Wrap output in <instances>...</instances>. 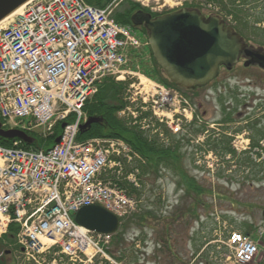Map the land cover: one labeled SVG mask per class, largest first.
Returning <instances> with one entry per match:
<instances>
[{
    "label": "built area",
    "instance_id": "1",
    "mask_svg": "<svg viewBox=\"0 0 264 264\" xmlns=\"http://www.w3.org/2000/svg\"><path fill=\"white\" fill-rule=\"evenodd\" d=\"M121 1L96 9L84 0H35L0 27L3 125L51 132L55 123H65L58 144L47 151L25 150L17 143L0 147V236L10 223L18 224L16 240L27 261L38 263L54 249L72 263H81L82 256L88 262L96 256L109 260L103 249L110 235L89 232L74 222L73 215L92 204L117 217L134 210L135 201L124 190L99 178L113 167L121 174V160L132 158L127 146L117 139L76 141L85 121V102L106 77L132 78L128 59L145 46L138 31L112 18ZM174 1L163 0L162 6L182 2ZM147 80L138 77L130 84L129 106L120 113L132 115L131 106H139L160 123L165 119L176 132L182 97ZM128 179L134 180L131 175ZM229 243L238 263L249 262L256 253L249 237L232 235Z\"/></svg>",
    "mask_w": 264,
    "mask_h": 264
},
{
    "label": "rangeland",
    "instance_id": "2",
    "mask_svg": "<svg viewBox=\"0 0 264 264\" xmlns=\"http://www.w3.org/2000/svg\"><path fill=\"white\" fill-rule=\"evenodd\" d=\"M142 2L162 10L158 6L163 0H142ZM137 51L128 59L127 71L134 72L135 75L132 77L134 80L128 79L122 83L125 86L122 99L128 95V85L133 81L137 83L136 78L153 76L157 79L155 75L158 77L146 46H140ZM140 103L136 104L140 105ZM189 103L187 99H182L178 111L186 109L184 105L191 107ZM134 109L136 110L131 111L132 115L128 111L118 112L116 115L120 119L129 117L126 119L129 125L142 128L161 144L164 143V136L171 141L177 140L175 137L179 132L173 134L174 132L172 133L165 124V119L162 125L158 126L159 121L151 112L147 113L145 119H139L140 111L143 110L138 107ZM82 113L84 114L83 111ZM134 117L137 119L134 120ZM35 132L43 134L41 129ZM36 138L40 139L37 135ZM179 166L196 177L191 181L203 189L200 195L184 190ZM194 167L184 162L174 168L162 167L159 175L154 178L150 174L139 176L138 167L134 161H131L121 163L120 175L113 172L114 167L103 173V175L109 173L107 176L114 175V180L120 183L126 180L124 179L126 175H131L134 179L132 182L136 185L132 184V186L139 191L132 196L135 207L131 214H135L136 217L125 228L124 237L119 245L124 252L121 260L117 259L120 255L110 243L108 248L112 255L103 249L106 257H109L108 261L96 256L88 262L82 256L81 263L79 261L72 263L54 250L50 254L42 255L38 263H34L25 260L14 243L10 245L4 243V247L0 250L1 255L4 250L12 248L14 252L2 264H233L231 258L227 259L232 251L229 240L233 232L250 234L258 238L264 246V219L261 215L264 204V164L213 163L207 168V171H210L208 175L196 172ZM229 169L231 174H226V170ZM108 181L110 180L107 179L106 182ZM183 184L185 185V181ZM224 189H231L230 194L223 192ZM235 189L237 191H233ZM244 208L248 211L242 213ZM163 240L164 244H161ZM258 264H264V261L261 260Z\"/></svg>",
    "mask_w": 264,
    "mask_h": 264
},
{
    "label": "flooded vegetation",
    "instance_id": "3",
    "mask_svg": "<svg viewBox=\"0 0 264 264\" xmlns=\"http://www.w3.org/2000/svg\"><path fill=\"white\" fill-rule=\"evenodd\" d=\"M183 7L195 10L200 24L210 33L220 30L222 39L232 42L236 57L229 64L218 63L214 76L204 85L180 88L193 111H182L177 140L173 139L178 142V164L190 163L196 172L207 175L213 163L263 165L264 0H193ZM173 12L162 11L151 17ZM154 69L161 80L171 82L161 68ZM173 140L167 138L166 146ZM179 169L187 191L184 177H196L181 166ZM197 188L196 194L200 195L203 189ZM230 190L223 192L230 194ZM244 209L242 213L248 211ZM13 252V248L4 250L0 264Z\"/></svg>",
    "mask_w": 264,
    "mask_h": 264
},
{
    "label": "water",
    "instance_id": "4",
    "mask_svg": "<svg viewBox=\"0 0 264 264\" xmlns=\"http://www.w3.org/2000/svg\"><path fill=\"white\" fill-rule=\"evenodd\" d=\"M31 0H0V22ZM133 26H142L148 34V44L157 65L171 82L181 88L194 89L211 80L220 62L229 64L235 60L236 51L232 42L222 39V32L210 33L200 24L195 10L182 8L169 16L152 19L143 11L130 16ZM96 120L88 119L80 130ZM64 127V124L61 125ZM0 138L18 140L31 145L34 138L25 132L4 130L0 122ZM59 138L55 139L57 143ZM264 219V204L262 208ZM74 220L80 226L97 233L113 234L119 225L116 216L100 206L80 208Z\"/></svg>",
    "mask_w": 264,
    "mask_h": 264
},
{
    "label": "trees",
    "instance_id": "5",
    "mask_svg": "<svg viewBox=\"0 0 264 264\" xmlns=\"http://www.w3.org/2000/svg\"><path fill=\"white\" fill-rule=\"evenodd\" d=\"M88 5L103 8L110 0H84ZM141 7L129 0H125L114 12L113 17L117 23L130 25V15L140 10ZM142 32L146 35L144 28H141ZM151 54V53H150ZM152 55V54H151ZM153 60V58H152ZM154 64L157 66L155 61ZM160 81L166 86L180 90L179 87L175 86L170 82ZM124 91V84L116 83L112 79H105L101 85H99L98 91L85 102L83 106V112L88 119H95L96 121L91 123L88 127L80 130L77 134V141H84L92 138H107V139H121L123 140L131 150L139 156L140 160H136L134 164L138 167L140 175L150 174L152 177L159 175L162 167L174 168L178 165V142L173 140V144L166 146L161 144L154 137H150L146 132L142 131L137 126L128 124V120L119 119L117 113L124 107L123 99L121 95ZM60 133V125L57 124L54 127V132L51 136L46 139H37L34 134H30L34 137V143L31 145L23 144L19 142V145L23 149L47 150L54 144V140ZM17 141V140H16ZM13 140H5L0 138V147L8 148L11 147ZM128 173V172H127ZM126 173V174H127ZM125 174V175H126ZM103 178L110 179L117 186L126 190L127 194L133 196L138 193V188H135L128 181L124 180L120 183L114 180V176L103 175ZM183 177V176H182ZM186 183H188L189 190L199 192L197 186L192 179L187 176L184 177ZM140 183V181H139ZM136 217L135 214H131L125 219H120L118 230L112 235L111 244L117 249V253L120 255L117 259H122L123 249L119 248V245L124 237V230L133 222ZM248 229H246L247 231ZM17 233V227L14 224L8 226V231L0 239V250L4 247V243L13 244L14 238ZM164 244V240L161 244ZM109 254L112 255L110 249ZM123 252V253H122ZM116 258V257H115ZM107 264V263H106Z\"/></svg>",
    "mask_w": 264,
    "mask_h": 264
},
{
    "label": "bare ground",
    "instance_id": "6",
    "mask_svg": "<svg viewBox=\"0 0 264 264\" xmlns=\"http://www.w3.org/2000/svg\"><path fill=\"white\" fill-rule=\"evenodd\" d=\"M21 10H22V7L20 8V9H18L17 11H15L13 14H11L9 17H7V18H5L3 21H1L0 22V27H4V26H6L7 25V21L9 20V21H11L12 19V17L13 16H15V15H17V14H19L20 12H21Z\"/></svg>",
    "mask_w": 264,
    "mask_h": 264
}]
</instances>
